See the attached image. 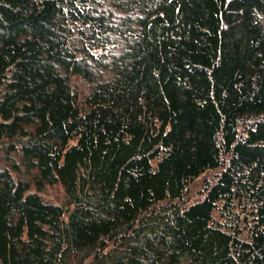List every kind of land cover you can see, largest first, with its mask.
<instances>
[{"label": "trees", "instance_id": "obj_1", "mask_svg": "<svg viewBox=\"0 0 264 264\" xmlns=\"http://www.w3.org/2000/svg\"><path fill=\"white\" fill-rule=\"evenodd\" d=\"M0 151V264H264V0H0Z\"/></svg>", "mask_w": 264, "mask_h": 264}, {"label": "rangeland", "instance_id": "obj_2", "mask_svg": "<svg viewBox=\"0 0 264 264\" xmlns=\"http://www.w3.org/2000/svg\"><path fill=\"white\" fill-rule=\"evenodd\" d=\"M72 83H73V86L79 92L81 98L83 99L84 94L87 92V85L83 82L82 79L76 76L72 78ZM8 158L9 156H6V153L4 151H0V165H5L7 163ZM10 158L16 159L18 158V156L12 155ZM202 182L203 180H200L192 186L193 197H196V194L199 193ZM42 195L46 200L52 201L54 203H63L66 199L65 191L60 184H55V185L47 187L42 192Z\"/></svg>", "mask_w": 264, "mask_h": 264}]
</instances>
